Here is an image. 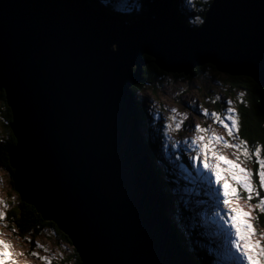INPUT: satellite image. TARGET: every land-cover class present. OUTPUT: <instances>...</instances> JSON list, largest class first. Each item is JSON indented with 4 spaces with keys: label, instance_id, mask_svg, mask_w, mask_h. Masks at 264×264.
I'll use <instances>...</instances> for the list:
<instances>
[{
    "label": "water",
    "instance_id": "water-1",
    "mask_svg": "<svg viewBox=\"0 0 264 264\" xmlns=\"http://www.w3.org/2000/svg\"><path fill=\"white\" fill-rule=\"evenodd\" d=\"M174 2L145 0L128 23L90 0H0L14 188L82 264H192L142 134L145 57L168 74L249 77L264 115V0H212L197 28Z\"/></svg>",
    "mask_w": 264,
    "mask_h": 264
},
{
    "label": "rangeland",
    "instance_id": "rangeland-1",
    "mask_svg": "<svg viewBox=\"0 0 264 264\" xmlns=\"http://www.w3.org/2000/svg\"><path fill=\"white\" fill-rule=\"evenodd\" d=\"M114 1L116 2L113 3V6L115 7L117 4V12L119 9L125 14L131 12L132 9H128L130 4L127 2L129 0ZM200 1L207 2L209 0H183L182 4L187 9L193 10L196 8L195 4ZM189 18H192V16ZM190 23L199 27L202 20L198 17L192 19ZM204 74V77L195 78L183 74L169 73L157 79L161 84H158L155 88L150 84L143 85L136 93L137 103L144 108L147 116V121L144 123L147 128H143L142 134L147 141L149 139L154 141L152 144L155 145V153L158 155L156 158L157 163L163 166L161 170L167 171L166 174L170 179H174L171 180L173 186L171 185L170 195L172 193L174 196L179 197L176 201L178 207L184 208L194 216L189 219L184 217L179 219L175 216V213L169 211V215L175 218L174 222L176 224L177 221L179 222L178 229L181 230V226H183L192 232L195 227L199 226L201 228L195 244L201 250L214 256L211 264H217V262L219 264H246V261L238 259L239 254L234 247H231L230 241L234 239V236H232V230L226 223L228 209L222 204L221 189L216 185L211 173L203 168L202 163L192 159L196 152L194 146L189 142L197 135L207 137L215 133L230 143L239 142V139L229 137L223 125L211 115V113H217L224 118L227 115L226 110L229 106L237 114L231 97L227 95L228 86L225 81L227 74L219 71L216 74L208 71ZM246 96V91H235V97L245 99ZM229 102H231L230 105ZM205 111L209 115H205ZM224 122L228 123V120L225 119ZM178 124L180 125L179 129L177 128ZM196 125L211 129V132L197 133L195 131ZM237 133H235L236 137ZM216 147L229 159L236 158L234 149L225 148L223 143H217ZM261 156H263L262 152ZM253 161L251 159L245 162L242 167L250 169L254 174ZM187 164L190 165L195 175L188 169ZM164 173L162 172L161 176L167 179ZM200 175L204 178V185L201 183ZM225 175L227 174L225 173ZM12 181V176L2 167L0 160V201L3 202L0 203V212L4 213V219L0 220V239L11 245L8 249L12 253L11 258L16 261V264H65L75 248L74 245L70 246L67 242L59 240L55 234L53 235L54 239L50 238L51 234H45L37 239L30 236L22 237L16 230L11 229L10 213L18 205L20 199ZM252 181L255 184L254 175ZM256 187L259 192L257 185ZM241 197L236 203L244 211L250 212L253 217L250 222L253 223L258 233L252 239L254 241L258 240L261 246L264 247V236L259 235V233H264L263 219L260 216L261 213L256 210L257 201L254 202L257 197L254 195L253 199L249 201L242 191ZM180 232L185 235L186 239L189 238V231L181 230ZM210 242H213L214 246ZM37 243L43 247H36ZM229 248H231L232 256L226 255ZM32 252L37 253L39 257H46L47 261L32 256L30 254ZM2 264H8V261L5 260Z\"/></svg>",
    "mask_w": 264,
    "mask_h": 264
},
{
    "label": "trees",
    "instance_id": "trees-1",
    "mask_svg": "<svg viewBox=\"0 0 264 264\" xmlns=\"http://www.w3.org/2000/svg\"><path fill=\"white\" fill-rule=\"evenodd\" d=\"M116 1L114 0H90V4L95 8H104L111 13L120 16L123 20L128 23H133L137 20L142 19L145 16L146 10L143 6L145 0H129L127 3L128 9L131 12L129 14L122 13L120 9L118 12L116 11L117 4L115 7L113 3ZM183 0H175L174 6L180 12L181 16L183 17L184 21L193 28H197L196 25L190 23L192 19H197L198 17L204 20V17L207 13L209 5L211 4L212 0L207 2H198L195 4L196 8L193 10H189L182 4ZM113 6V7H112ZM135 6V7H134ZM192 16V18H189ZM190 20H189V19ZM146 60L150 61V63L144 68L143 70V83L139 86L133 88V91L136 93L141 89V87L145 84H150L152 87H157L158 84H161L160 81H157L158 78L167 75L168 73L161 71L155 64L154 60L150 57H145ZM211 72L213 74L218 73V70L213 65H205L202 67H197L194 69L192 77L199 78L201 76L204 77V72ZM215 78V77H214ZM216 79V78H215ZM218 81V80H217ZM228 86L227 95L231 97L234 107H236L237 117L239 120V130L237 133V137L239 140H244L247 142L249 151H253L254 145H261L264 146V115L262 113V106L260 102V95L262 94L263 90L260 86L251 78L245 76H232L227 74L225 80ZM246 91L247 96L245 99L241 97H235V91ZM249 102V103H248ZM249 104V105H248ZM140 107V118L143 128H147L144 126V123L147 121V116L145 114L144 108ZM12 111L9 108L6 100L5 92L0 91V160L2 167L9 172L11 176H13L14 171L10 166L9 162V149L16 145V138L11 130V123H12ZM230 124V122L228 121ZM147 130V129H146ZM150 141V142H149ZM149 154L150 158L154 167V172L156 178L160 182L162 190L165 192L168 204L170 207L171 212L175 213V216L180 219V217H184L189 219L191 215L188 211L184 208L178 207L174 194L171 193L170 189L172 188V179L167 176L166 172L161 170L163 166H160L157 163L158 160L157 154L155 153V145L152 143L154 142L152 139H149ZM261 157L264 158V149H262ZM253 161V168H254V178L255 184L258 186V190L260 193V197L264 198V189L259 187L258 178L256 177L255 173L258 168V164L255 162V157L252 158ZM162 172L166 174L167 179L162 175ZM174 180V179H173ZM13 183V181H12ZM14 185V184H13ZM172 185V186H171ZM257 199L254 200V202ZM256 203V202H255ZM262 217V227L264 228V214H260ZM10 220L12 223L11 229L16 230L20 236L22 237H33L39 238L45 234H51L50 238L54 239V234L59 240L67 242L70 246H73L72 242L70 241L69 237L58 227V225L52 221H46L42 214H40L37 209L25 203L19 199L18 205L11 211L10 213ZM175 218L171 216V222L176 228V233H178L179 237L182 240L185 249L188 250V255L196 264H211V260L213 259L212 255H209L206 251L201 250L195 243L197 237L201 232V228L198 226L195 229H192V232L189 229H185L181 226V230L189 231V238L186 239L185 235L180 232L181 230L178 229L177 225L180 226L179 222L177 224ZM82 264L80 256L78 255L76 249L74 248L72 254L69 258L65 261V264Z\"/></svg>",
    "mask_w": 264,
    "mask_h": 264
},
{
    "label": "snow or ice",
    "instance_id": "snow-or-ice-1",
    "mask_svg": "<svg viewBox=\"0 0 264 264\" xmlns=\"http://www.w3.org/2000/svg\"><path fill=\"white\" fill-rule=\"evenodd\" d=\"M230 103L231 102H229V105ZM226 111L227 115L224 118L217 113H211V115L216 121L223 125L229 137L238 139V137L235 136V133L239 130L238 117L231 106H229ZM204 114L209 115L207 111H205ZM225 119L230 121V124L225 123ZM179 127L180 125L178 124L177 128L179 129ZM195 131L197 133H205L211 132V129L196 125ZM189 143L194 146L196 152L195 156L192 157L193 161L202 163L203 168L211 173L215 179L216 185L221 189L220 195L223 196L222 204L228 209L226 223L232 230V236H234L230 244L239 254L238 259L246 261V264H264V247L261 246L258 240L254 241L252 239L258 234L253 223L250 222L253 217L250 215V212L244 211L239 204L236 203L242 198L241 191L246 194L245 198L249 201H251L255 195V197H257L256 210L264 214V198L260 197L256 184L252 181L253 173L250 169L242 167L245 162L255 157V162L258 164L255 175L258 178L259 187L264 189V158L261 157L264 146L257 144L253 146V151H249L246 141L239 140L238 143H230L215 133L207 137L204 135H197ZM217 143H223L225 148L234 149L236 158L229 159L222 152L218 151L216 147ZM241 157H243V159H241ZM225 173L227 175H225ZM0 203L3 202L0 201ZM249 207H251V205H249ZM217 215H219V213H217ZM3 219L4 213L0 212V220ZM259 235L264 236V233H259ZM10 247L11 245L9 243L0 239V264L5 260L8 261V264H16V261L11 258L12 253L8 251ZM36 247L43 246L37 243ZM30 254L47 261L46 257H39L35 252ZM226 255L231 256V248L228 249ZM217 264H219V262H217Z\"/></svg>",
    "mask_w": 264,
    "mask_h": 264
},
{
    "label": "bare ground",
    "instance_id": "bare-ground-1",
    "mask_svg": "<svg viewBox=\"0 0 264 264\" xmlns=\"http://www.w3.org/2000/svg\"><path fill=\"white\" fill-rule=\"evenodd\" d=\"M148 154H149V148H148ZM150 155V154H149ZM156 176V175H155ZM160 187H161V185H160ZM163 193H164V195H165V197H166V199H167V196H166V194H165V192L163 191ZM168 200V199H167ZM171 224H172V222H171ZM172 226L174 227V229L176 230V228H175V226L172 224ZM188 254V253H187ZM233 254L231 253V256H232ZM188 257H189V259L192 261V264H196L191 258H190V256L188 255Z\"/></svg>",
    "mask_w": 264,
    "mask_h": 264
}]
</instances>
